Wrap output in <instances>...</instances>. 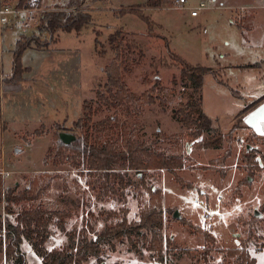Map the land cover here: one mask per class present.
<instances>
[{
  "label": "rangeland",
  "instance_id": "obj_1",
  "mask_svg": "<svg viewBox=\"0 0 264 264\" xmlns=\"http://www.w3.org/2000/svg\"><path fill=\"white\" fill-rule=\"evenodd\" d=\"M68 1L45 0L37 25L24 29L10 20L0 33L4 73L11 71L12 51L18 39L31 37L35 47L24 51L22 59L34 71H27L22 81L9 87L0 82V242H5L7 222L15 223L22 207L70 212L63 226L51 225L48 250H74L84 226L101 231L117 222L115 217L108 222L101 220V212L125 207L130 220L138 219L141 206L149 199L140 176L128 172L120 194L104 198L101 179L84 171L78 158L71 153L58 163L55 158L64 145L56 138L61 132L74 134L77 140L70 147L81 148L83 132L73 124L82 117L86 101L95 122L114 114L101 106L97 92L105 91L104 68L115 55L110 35L119 29L140 45L128 50L131 61L122 65L124 79L133 92L140 96L156 82L175 92L173 103L165 109L156 102L144 107L140 116L119 114V126L103 141L135 133L142 141H156L164 150L182 146L187 165L177 174L187 185L182 186L166 171L147 173L148 183L162 190L164 236L172 241L165 248L162 263L155 262L143 241L142 253L137 254L125 239L115 242V252L106 248L100 261L91 259L87 264H205L202 231L211 232L218 250L246 242L249 254L257 260L255 264H264V144L261 136L251 138L252 131L238 121L247 113L242 114L247 106L264 97V0H212V6L198 17H192L190 9L201 0H187L182 7L176 0H164L159 8L143 10L151 19V28L135 14L117 12L146 0H85L84 10L92 14V21L79 33L58 30L52 40L49 32L40 30L41 17L49 11L69 9ZM7 2L16 5L18 0ZM173 53L208 67L202 103L212 120L209 134L227 136L237 124L230 140L225 138L219 149L193 147L187 129L174 116L178 104L190 100L192 90L180 81V66ZM38 130L40 137L35 134ZM228 149L229 158L223 164L216 162ZM252 150L257 151L255 159L261 167L256 173L243 159ZM35 179H39L42 192L37 201L20 205L7 202L11 191L18 193ZM195 200L202 205L195 207ZM176 212L180 219L174 217ZM22 251L28 264L41 263L30 240L24 241ZM209 260L210 264L230 262L224 253L216 251ZM0 264H7L4 253H0Z\"/></svg>",
  "mask_w": 264,
  "mask_h": 264
},
{
  "label": "trees",
  "instance_id": "obj_2",
  "mask_svg": "<svg viewBox=\"0 0 264 264\" xmlns=\"http://www.w3.org/2000/svg\"><path fill=\"white\" fill-rule=\"evenodd\" d=\"M27 1L18 0V7L26 6ZM163 1L146 0L142 5L130 6L127 9L121 8L117 12L120 15L135 14L147 23L148 28H151V19L145 15L143 10L146 7L159 8L162 6ZM84 4L85 0H69L67 7L75 8L76 11L62 9L44 13L40 30L49 32L53 38L52 40L55 39L54 35L58 30L76 31L79 33L86 24L92 21V14L84 10ZM33 41L34 39L31 37L17 40L12 51V73L9 78L4 79L5 83L15 84L20 82L23 79V74L31 70L30 67L23 65L22 57L24 51L33 46ZM98 42V39H96L97 44ZM110 42L115 45V55L104 68L107 77L104 86L105 91L97 92V99L102 107H105L109 112L114 111V114L104 120L95 122L93 120V110L89 106V102L86 101L82 117L73 124L74 127L83 132L81 148L77 149L61 145L55 158L57 163L64 159L68 153L78 158L80 160L79 165L82 166L84 171L93 177L101 179L100 189L104 198L112 195L118 196L121 187L126 184L124 176L128 172H133L140 176L141 186L149 199L141 206L137 220L128 218L129 210L125 207L118 211L101 212L98 215L101 220L108 222L109 218L115 217L117 222L113 225H105L101 231H97L92 226H84L78 232L79 240L74 250L70 247L53 250L46 248V243L50 237L51 225L56 223L58 226H63L66 219L71 217L70 212L48 210L42 206L22 207L15 217V223L7 222L4 230L5 242H0V253H4L7 264H28L27 256L22 251V245L25 240L32 242L33 249L41 260L40 264H87L91 259L100 261L106 248L111 252H115L117 250L115 242L125 239L130 249L137 254L142 253L140 242L143 241L145 250L155 258V262L162 263L165 257V248L167 249V246L169 247L172 244V241L165 239L164 236L165 212L162 190L154 188L148 183L147 173L150 171H166L173 175L179 184L186 186L187 184L177 174L178 170H183L187 165L183 147L175 146L164 150L156 141H142L135 133L122 135L115 141L103 140L105 136L114 132L117 125L119 126V114H124L127 117L140 116L144 107L153 105L156 102H159L160 106L165 109L173 103L175 91L174 88H167L161 86L160 82H156L152 88L140 96L133 92L124 79L122 65L125 61H131L128 50L139 48L140 45L134 39H128L122 35V30L119 29L110 35ZM173 58L176 59L180 66V81L188 83L192 90L190 100L186 103L178 104V108L174 111L175 118L187 129L193 147L198 150L219 149L225 138L226 141L230 140V134L238 128L237 124L235 123L232 126L231 133L227 136L222 133L209 134L212 132V120L204 112L202 103V89L208 67L199 63H190L175 53H173ZM1 73L0 53V77ZM173 83L176 85L177 81L174 80ZM262 101L264 102V97L247 106L242 114L245 112L249 113ZM242 118H239V123H243ZM56 127L59 131L62 130L59 124ZM35 134L36 136H41L39 130ZM205 134H209V136L203 138ZM58 137L59 134L56 135V138ZM250 137L259 138L253 132ZM250 137L248 136L247 139ZM261 139L264 144V136H261ZM256 154L257 151L252 150L243 156V159L255 173L261 170L255 159ZM229 156L230 149L216 162L223 164ZM48 157L45 159V164H47ZM116 183H118V187ZM41 193L39 179H35L18 193L11 191L7 195V202L16 205L25 202H35L40 198ZM99 218H97L98 221ZM256 218V216L252 217L251 221L254 222ZM181 222L193 227L191 223L184 220ZM1 226L0 222V228ZM202 233L205 237L203 253L205 264H210L209 257L212 251L224 253L230 260L229 264L256 263L255 258L248 252L246 242H240V247L238 248L218 250L215 247V240L211 232L202 231ZM181 251L187 255L191 254L186 249Z\"/></svg>",
  "mask_w": 264,
  "mask_h": 264
},
{
  "label": "built area",
  "instance_id": "obj_3",
  "mask_svg": "<svg viewBox=\"0 0 264 264\" xmlns=\"http://www.w3.org/2000/svg\"><path fill=\"white\" fill-rule=\"evenodd\" d=\"M45 0H28L27 5L18 7V4H8L7 0H0V33L10 20H14L15 25L28 29L37 25L40 20V12L43 9ZM187 0H176L177 6L182 7ZM18 3V2H17ZM212 0H201L194 8L190 9L192 17H198L204 9L209 8ZM68 11H76L75 8H69ZM10 17H12L10 19ZM42 18V17H41ZM200 200L194 201V206H201Z\"/></svg>",
  "mask_w": 264,
  "mask_h": 264
},
{
  "label": "water",
  "instance_id": "obj_4",
  "mask_svg": "<svg viewBox=\"0 0 264 264\" xmlns=\"http://www.w3.org/2000/svg\"><path fill=\"white\" fill-rule=\"evenodd\" d=\"M243 123L254 134L264 136V102L260 103L252 111L247 113L243 118ZM59 139L66 146H70L77 140L76 136L69 132L59 133ZM256 215L257 214L255 213V216ZM174 217L176 219L181 218L178 212L175 213Z\"/></svg>",
  "mask_w": 264,
  "mask_h": 264
},
{
  "label": "crops",
  "instance_id": "obj_5",
  "mask_svg": "<svg viewBox=\"0 0 264 264\" xmlns=\"http://www.w3.org/2000/svg\"><path fill=\"white\" fill-rule=\"evenodd\" d=\"M84 6H85V4H84ZM84 6H83V8H84ZM32 48H35L34 46H32ZM37 48V47H36ZM30 49V48H29ZM29 49H27V50H29ZM40 49H46V47L45 48H40ZM26 50V51H27ZM2 51H3V49H2V46H1V41H0V53L2 54ZM25 51V52H26ZM23 60H24V54H23V58H22ZM23 65L25 66V67H28L29 65H25L24 63H23ZM31 67V70L29 71V72H33L34 70H33V67L32 66H30ZM104 68V67H103ZM102 68V69H103ZM11 73H12V67H11V71L10 72H7V73H4L3 72V70H2V73H1V77H0V82H1V84L3 85V86H6V87H9V86H12V85H14V84H7V83H5L4 82V79H6V78H9L10 77V75H11ZM25 73H28V72H25ZM25 79V78H24ZM3 116V115H2ZM4 122H6V124H8V122L7 121H4ZM178 172V171H177ZM205 244V243H204ZM240 244V243H239ZM203 247H205V245H203ZM235 247L236 248H238V247H240L239 245H235ZM256 259V258H255ZM256 263H257V260H256Z\"/></svg>",
  "mask_w": 264,
  "mask_h": 264
}]
</instances>
